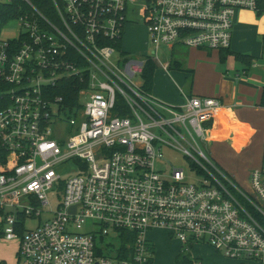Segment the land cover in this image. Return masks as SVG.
Segmentation results:
<instances>
[{"label": "built area", "instance_id": "built-area-1", "mask_svg": "<svg viewBox=\"0 0 264 264\" xmlns=\"http://www.w3.org/2000/svg\"><path fill=\"white\" fill-rule=\"evenodd\" d=\"M22 1L17 35L0 38V146L12 163L0 175V234L19 240L17 264H152L153 231L264 264V149L241 188L198 146L220 102L157 100L142 88L150 57L123 50L134 13L157 61L165 46L229 50L236 14L257 12L258 0H49L50 15ZM70 81L66 106L54 93ZM171 150L188 157L185 169L167 168ZM86 223L96 229L81 232ZM122 231L132 233L125 250ZM104 237L118 240L114 254L97 244Z\"/></svg>", "mask_w": 264, "mask_h": 264}, {"label": "rangeland", "instance_id": "rangeland-1", "mask_svg": "<svg viewBox=\"0 0 264 264\" xmlns=\"http://www.w3.org/2000/svg\"><path fill=\"white\" fill-rule=\"evenodd\" d=\"M137 11V10H136ZM240 18V17H239ZM254 18L259 22L264 18V14L257 15L254 17L248 15L240 19L236 18L239 23L241 19ZM235 21V23H236ZM264 22V21H263ZM19 29L18 23L16 21H11L5 24L0 30L1 39H11L17 35ZM123 39V50L129 53L131 59H140L149 56L151 60L156 63V71L154 74V85L152 89V96L161 102L175 106L182 104L183 100L180 96L179 88L184 86L181 80V76L186 71H194V80L191 89V93L194 95H201L207 97H216L220 93V88L218 87L219 82L206 78L205 75H199V70L201 68V63L214 66L217 70H224L234 75L238 74L244 80L241 88L239 89L237 99L240 102L243 101L242 98H248L251 101V97L248 96L249 93H253L251 90L256 89L257 92L260 87H255L256 84L253 80H258L261 77L262 84L264 85V54L262 51L263 39L262 36L249 39L250 49L247 50L249 55L254 57L255 64L258 66L252 69L247 76H242L244 66L236 60L234 55H229L223 64L219 62L218 52L211 53L208 59L202 56L193 54V51H189L188 48L180 46L175 48L173 56L170 54L169 47H161L162 51L159 53V61L156 60L155 55L152 54L153 43L150 39V35L147 32V28L144 22L140 19L137 13L129 14L128 23L124 31ZM179 53H184L185 57H181ZM188 54V56H186ZM231 56V57H230ZM262 57V59L259 58ZM179 61L183 63L185 72L177 71L173 67L165 71L163 68L164 64H170L172 61ZM221 64V65H217ZM223 73H226L223 71ZM251 80V83L246 84L245 79ZM246 79V80H247ZM137 81H140V77H136ZM258 80V82H260ZM260 82V83H261ZM171 97V98H170ZM255 97V96H254ZM173 98V99H172ZM255 101V98L252 99ZM242 120L250 121L256 128V133L259 132V137L264 135V115L260 111H244L241 115ZM258 139V138H257ZM253 139L248 150L245 153H250L249 158H239L234 153H230L225 148L219 146H211V144L198 141V146L200 150L204 152L209 162L225 173L230 179L238 184L241 188L249 189V173L255 167L258 166L260 162V153H254L258 140ZM184 147H186L184 145ZM192 151V150H191ZM193 154H195L192 151ZM253 153V154H252ZM188 157L184 156L178 151H164L165 165L168 169L180 168L185 169L188 165ZM186 171V170H185ZM60 176L65 179L69 174L74 172L73 168H67L66 170L60 171ZM44 220V219H42ZM37 226L35 220H26L25 229L31 230ZM95 226L92 223H86L81 232H88L95 230ZM1 231V228H0ZM147 239L152 241L155 245L153 251L152 264H259L256 261H240L232 260L226 258L222 253L215 251L212 247L203 243L183 245L175 236H172L164 231H153L147 233ZM97 244L102 246L104 252L109 253V255L114 254L118 249V240L116 238L104 237L102 241L97 238ZM19 249L18 239H6L2 234H0V264H17V253Z\"/></svg>", "mask_w": 264, "mask_h": 264}, {"label": "crops", "instance_id": "crops-1", "mask_svg": "<svg viewBox=\"0 0 264 264\" xmlns=\"http://www.w3.org/2000/svg\"><path fill=\"white\" fill-rule=\"evenodd\" d=\"M255 14H257V12L247 11V10L239 11L236 14L235 21L236 18L240 19L248 15L254 17ZM237 21L236 23L234 22L233 37H232L231 47L228 52L230 54L236 53L253 58L250 67H246L243 65L244 68L241 75L247 76L252 69L258 67L255 64L254 57L249 55V52H247V50L250 49L249 39L253 40V38L260 36H262V39L264 38V22H263L264 18H262L259 22H257L254 18L251 19L248 18L243 20L241 19L239 23ZM188 50L193 51V54L202 56L205 59H208L211 53L213 52H218L219 57L221 54L219 51H211L207 49H188ZM179 55L181 57H185L184 53H179ZM186 56H188V54H186ZM259 59H262V57ZM217 65H221V64H217ZM182 68H183L182 70H177V71L185 72L186 69H184L183 66ZM223 69L224 70H217L216 67L203 63H201V68L199 70L197 69L199 75L203 74L206 76V78H210L212 80H216V82H219L218 87L220 88V93L216 97L194 95L191 93L193 80H194V71L189 69L187 70L186 73H183L181 76V80L184 83V86L183 88L178 87L180 96L182 97L183 101H184V97L212 98L218 100L221 104V107L217 111V114L212 123V130L210 134L209 144H211V146H219L221 148H225L230 153H234L237 157L242 159V158H249L250 153H245V152L248 150V147L250 146L253 139L258 138L257 139L258 143L256 145L254 153L255 155L258 152L260 153L261 156L260 162L258 163L257 166L259 167L261 165L262 154L264 149V135H261L259 137V132L257 133L255 132L256 131L255 126L250 121L242 120L241 115L244 111H251V110L257 112L260 111L264 115V107L260 105L261 92L264 88V85L260 81L262 80V78L258 77V80L261 83L258 82V80H253V82H255L256 84L255 87H260V90L257 92L256 89H253L251 90L253 93L248 92V96L251 97V101H248V98H242L243 101L240 102V99H237L236 96L238 95L239 89L241 88L244 80H242V78L238 74L234 75V77L232 78L233 75L230 74L226 68ZM223 71L226 73H223ZM246 79H245L246 84L249 85L251 83V80L249 79L246 80ZM254 98L255 101H252V99ZM179 105L181 104L175 106H179Z\"/></svg>", "mask_w": 264, "mask_h": 264}, {"label": "trees", "instance_id": "trees-1", "mask_svg": "<svg viewBox=\"0 0 264 264\" xmlns=\"http://www.w3.org/2000/svg\"><path fill=\"white\" fill-rule=\"evenodd\" d=\"M33 6H35L38 10H40L42 13L50 15L52 13V9L50 6L49 0H29ZM27 10V6L25 2L22 0H0V30L1 28L7 24L8 22L14 21L18 15H20L22 12ZM264 14V0H258V11L257 15ZM263 54H264V38H263ZM229 50L219 51L220 59L219 62L223 64L226 60V57L230 54L228 52ZM175 52V49L172 50L171 55L173 56V53ZM230 55H234L237 61H239L242 65L246 67L251 66V61L253 58L249 56H243L236 53H231ZM183 64L179 61H172L169 64V69L174 68L177 70H182ZM156 71V63L149 59L142 70L141 78L143 80V86L142 88L146 93H152L153 85H154V74ZM187 72V71H186ZM74 81L70 82H64L61 86L57 87V90H55V95L61 96L63 98V103L67 106V104H70L72 102L76 101V87ZM260 105L264 107V88L261 92V98H260ZM12 167V163L9 161L7 153L5 150L0 146V175L6 174L10 172V169ZM18 233L21 234L22 227L18 228ZM119 237L122 239V247L125 250L127 244H125V240H128L129 242H132V233L130 232H119ZM128 251L120 252L119 258H127Z\"/></svg>", "mask_w": 264, "mask_h": 264}]
</instances>
